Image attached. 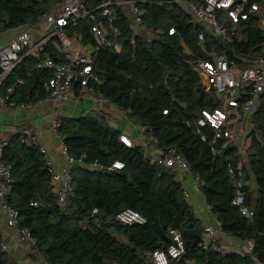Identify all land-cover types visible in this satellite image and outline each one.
<instances>
[{
  "label": "trees",
  "instance_id": "1",
  "mask_svg": "<svg viewBox=\"0 0 264 264\" xmlns=\"http://www.w3.org/2000/svg\"><path fill=\"white\" fill-rule=\"evenodd\" d=\"M50 3L0 0V32L35 21L37 15L48 11ZM139 7L146 26L161 31L149 40L143 35L132 36L122 13L117 22L121 52L96 47L91 55V67L99 80L95 86L110 104L78 117H59V133L64 135L69 153L85 161V166L73 168L72 194L63 206L57 204L55 186L39 146L21 142L19 132L5 140L1 159L11 172L6 202L19 212L18 227L29 230L36 241L35 256L50 264H152L147 252L165 249L172 241L170 230L181 234L185 251L169 264H253V260L264 264V94L250 114L248 135L252 140L247 160L240 165L242 153L235 146L222 155L223 141L211 144V131L197 125L201 110L217 107L220 102L212 89L205 90L196 64L211 58V52H226L232 58L264 56L260 19L252 16L241 20L234 31L229 29L232 42L209 35L199 42L198 25L190 21L180 4L144 0ZM170 27L175 28L174 34H168ZM64 31L69 37H78L84 46H95L90 21H79ZM60 46V41L51 37L37 55L31 53L18 63L3 82L15 85L11 99L33 104L44 98L43 86L51 70L37 69L34 64L46 57L64 61ZM18 78L24 83L16 84ZM104 107L135 118L142 133L151 132L156 139L151 146L157 152L175 147L186 158L192 175L201 182L199 190L212 216L228 236L224 240L218 237L213 244H226L230 236L250 240L254 244L250 257L242 258L230 248L218 251L198 246L200 219L185 198L176 171L158 164L137 140L132 139V147L119 142L124 131L107 122ZM202 133L207 135L205 141ZM96 160L102 169L88 167ZM116 160L124 163L123 168L108 170ZM228 164L234 167L235 175L228 173ZM238 169L246 171L240 205L232 203L238 190ZM248 175L255 187L247 183ZM125 208L138 211L146 222L124 225L116 221V213ZM242 208L252 215L245 216ZM1 241L0 234V247ZM0 264H14V260L0 250Z\"/></svg>",
  "mask_w": 264,
  "mask_h": 264
},
{
  "label": "built area",
  "instance_id": "2",
  "mask_svg": "<svg viewBox=\"0 0 264 264\" xmlns=\"http://www.w3.org/2000/svg\"><path fill=\"white\" fill-rule=\"evenodd\" d=\"M144 0H51L48 11L37 15L35 21L26 22L17 26L18 31L12 34L8 41L0 45V108H24L26 104L17 103L11 99L15 85H4L6 77L12 73L18 63L27 55H37L43 43L51 37L57 38L60 43V51L65 60L57 62L50 57L38 60L34 67L49 68L51 75L44 83V98L53 103H80L90 102L96 108L110 104L108 100L97 90L95 84L99 83L98 77L91 67V55L96 47H108L119 53L122 50L121 31L117 22L120 14L126 17V25L132 36H142L149 40L161 30L146 26L143 22V10L139 2ZM167 3L180 4L184 12L190 17V21L198 25L196 38L199 42L204 40L205 35L213 38H223L232 42L228 30H235L241 20L252 16L260 19L264 28V0H202L197 5L188 0H159ZM90 21V32L95 46L89 49L90 44L82 45L79 38L69 37L64 29L68 26H76L79 21ZM175 28H168V34H174ZM264 53V44L261 48ZM211 58L197 61V69L205 90L212 89L219 99V105L211 109L201 110V116L197 119L199 127H205L211 131V144L222 140V149L229 143L234 145L236 133H239L243 125L239 114L250 115L258 105V98L264 94V56H240L232 58L226 52H211ZM237 59V60H236ZM240 61V62H239ZM239 62V63H238ZM240 70V77H236ZM24 79L18 78L16 84H23ZM245 94V95H244ZM39 99L37 102H41ZM165 112V111H164ZM238 126V130L236 129ZM60 122L53 118L50 128L54 136L59 140V152L63 159L61 166H56L50 158L46 148L37 143L36 137L27 131L19 132L21 142L26 144H37L42 153L45 165L51 176L52 184L55 186L56 201L63 206L67 197L72 194V171L75 166H85L83 157L76 158L68 151L64 143V135L59 133ZM199 131V129H197ZM205 141L207 135L201 134ZM126 147L134 146L132 138L125 132L118 137ZM146 153H149V146L156 139L151 132L141 134L138 137ZM6 141L0 142V204L4 212L5 221L8 226L14 228L20 237L31 246L35 239L29 230L18 227L19 212L6 202L9 194V183L11 181L10 168L1 159L2 148ZM216 152L215 150H213ZM223 151V150H222ZM158 164L175 171H181L192 177L193 183L199 187L201 182L191 173L190 166L175 147L158 152L153 156ZM124 163L116 160L107 169L115 170L123 168ZM89 168L102 169L103 166L96 160L88 165ZM228 173L235 175L236 171L231 164L227 165ZM236 186L237 195L233 204L242 203V192L240 188L245 184L244 172L237 170ZM184 196L187 193L184 192ZM36 205V203H32ZM210 210V206L208 205ZM242 213L250 217L252 212L242 208ZM96 210H94L95 212ZM116 221L124 225H142L146 219L136 210L125 208L115 215ZM202 233L198 246L207 250L214 247L220 251L224 243L213 244L218 238L225 239L219 221L208 222L200 219ZM172 241L165 249H158L147 252L152 264H169L170 261L178 259L184 254L185 247L181 234L176 230H170ZM243 245L236 252L242 257H250L254 244L250 240H242ZM235 238L230 242V250H234ZM1 251L5 246L1 245ZM42 264H50L43 261ZM253 264H262L253 260Z\"/></svg>",
  "mask_w": 264,
  "mask_h": 264
},
{
  "label": "crops",
  "instance_id": "3",
  "mask_svg": "<svg viewBox=\"0 0 264 264\" xmlns=\"http://www.w3.org/2000/svg\"><path fill=\"white\" fill-rule=\"evenodd\" d=\"M12 36L9 33L8 39L4 40L5 42L9 40ZM3 41V43H5ZM2 42L0 43L3 44ZM44 103V104H43ZM82 103V102H80ZM90 103V102H89ZM78 104V105H77ZM53 103L49 100H43L41 102H36L33 104H26L24 108H0V142L7 140L10 134L14 132L27 131L36 136L33 131L36 127L40 128V133H44L42 130L43 126L39 124L38 113L44 112L48 115H52L55 119L59 121V117L64 115L62 112L65 111L66 106L72 107L75 110L77 109L80 112L79 103ZM91 108L95 109L96 107L91 103ZM84 110V109H82ZM250 117V115H248ZM250 121V119L248 120ZM247 122V121H245ZM127 133L132 139L138 140L139 135L141 134V128L137 129L135 127L130 128L129 126L120 129ZM245 132V131H244ZM250 132V131H249ZM248 132V133H249ZM37 143L44 145L50 158L56 166H61L63 164V159L59 152V147H57V142L54 138H50L47 134L38 137L36 136ZM139 142V141H138ZM251 142V140H250ZM251 144V143H250ZM237 148V151L240 153L241 149L238 146L233 145ZM250 145L247 147L249 148ZM152 148V147H151ZM150 149V147H149ZM152 154H157L158 152L152 148ZM176 179L181 182L183 192L187 193L185 198L189 202L194 211L195 215L199 219L206 220L208 222H214L216 219L212 216L211 211L208 208V205L205 201L203 194L200 192L199 187L196 186L192 177L184 172L176 171ZM252 187L255 185V182H247ZM0 234L2 237L1 245L5 246V252L9 254L14 260V264H32L30 263L28 257L35 256V250L27 241L23 240L20 237V234L12 227L8 226L4 212L0 204Z\"/></svg>",
  "mask_w": 264,
  "mask_h": 264
},
{
  "label": "rangeland",
  "instance_id": "4",
  "mask_svg": "<svg viewBox=\"0 0 264 264\" xmlns=\"http://www.w3.org/2000/svg\"><path fill=\"white\" fill-rule=\"evenodd\" d=\"M19 28H13V29H10V30H5V31H2L0 32V43L4 40H7L8 39V36H9V33L13 34L15 33L16 31H18ZM5 42V41H4ZM89 49H93V46L90 45L88 47ZM236 77H240V70L237 71ZM44 104V103H43ZM81 105H79L81 108L79 109L80 112H89V110H91V103L89 102H82V103H79ZM78 105V104H77ZM84 109V110H82ZM104 110H105V113H106V116H107V122L114 128H118V129H123L127 126H129L130 128L132 127H135L137 129H140V125L136 122V119L131 117V116H128L125 112L123 111H116L114 109H111L109 107H104ZM64 115H68L69 117H78L79 115H81L82 113H79L78 110L76 109H72V107L70 106H66L65 108V111L62 112ZM38 116H40L38 118V121L37 123L39 122V124L41 126H43L42 130H44V133H40V128L39 127H36L33 131V133L38 136V137H41L43 136L44 134L48 135L50 138H54V140L57 142V147L60 146V142L59 140L54 136L51 128H50V123H51V120L54 118L52 115H48L47 113H44V112H40L38 113ZM240 117H234L235 119L238 120V118L244 120L242 121L243 125L240 127V130H239V133L237 134L236 133V138L234 140V145L238 146V148L241 149V153H242V156L240 157V165L244 162H246L247 160V156H246V150H247V147L250 145V140H252V137H249V131H251V128H252V125L250 123L249 120V116L248 115H243V114H239ZM247 121V122H245ZM238 130V126L236 128ZM245 131V132H244ZM35 136V137H36ZM139 140H137L138 142ZM150 149H148L149 151L152 152V148L153 146H149ZM152 147V148H151ZM152 155L154 156V154L152 153ZM244 174H246V171L244 170ZM251 175H248V179L246 178V181L247 182H254L253 179L250 177ZM245 178V177H244ZM252 187H255V185H253ZM228 237V236H227ZM225 236V238H227ZM232 237L230 236V238L228 239V241L226 242L225 246L227 247H224V250L227 251L229 248H230V242H232ZM231 240V241H229ZM228 244V245H227ZM243 245V242L242 240L240 239H237L235 238V247H233L234 251L238 250L241 248V246ZM30 263L32 264H42L43 263V259L42 257L40 256H29L28 257Z\"/></svg>",
  "mask_w": 264,
  "mask_h": 264
},
{
  "label": "water",
  "instance_id": "5",
  "mask_svg": "<svg viewBox=\"0 0 264 264\" xmlns=\"http://www.w3.org/2000/svg\"><path fill=\"white\" fill-rule=\"evenodd\" d=\"M232 148V146L228 143L225 148L222 151V155L226 154L230 149Z\"/></svg>",
  "mask_w": 264,
  "mask_h": 264
}]
</instances>
